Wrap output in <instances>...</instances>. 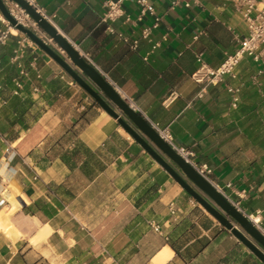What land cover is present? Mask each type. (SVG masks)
Segmentation results:
<instances>
[{"label":"crops","instance_id":"crops-1","mask_svg":"<svg viewBox=\"0 0 264 264\" xmlns=\"http://www.w3.org/2000/svg\"><path fill=\"white\" fill-rule=\"evenodd\" d=\"M36 1L264 234V64L244 58L215 85L193 79L199 54L218 69L247 34L232 1L148 0L155 14L139 20L130 0L107 22L116 0ZM20 36L0 44V264H156L161 253L163 264H264L41 47L17 53ZM39 213L56 227L44 238Z\"/></svg>","mask_w":264,"mask_h":264},{"label":"water","instance_id":"water-1","mask_svg":"<svg viewBox=\"0 0 264 264\" xmlns=\"http://www.w3.org/2000/svg\"><path fill=\"white\" fill-rule=\"evenodd\" d=\"M14 1L19 3L39 27L66 53L69 60L39 39L33 31L20 25L18 30L26 34L57 61L105 111L117 119L123 128L170 173L189 195L264 262V234L250 218L234 207L193 166L180 157L159 136L152 125L122 99L105 77L48 20L25 0ZM0 10L13 26L17 25L3 0H0Z\"/></svg>","mask_w":264,"mask_h":264},{"label":"built area","instance_id":"built-area-1","mask_svg":"<svg viewBox=\"0 0 264 264\" xmlns=\"http://www.w3.org/2000/svg\"><path fill=\"white\" fill-rule=\"evenodd\" d=\"M28 2L41 16L48 20L52 25L53 23L46 15L44 10L38 5L36 0H25ZM126 1L130 0H116L109 1L106 4V13L103 20L107 21H116L125 16V11L123 5ZM132 1V0H131ZM137 3L140 10L139 20L146 14H155V9L153 5L148 0H133ZM202 0H174L173 5H179L184 3L185 7L190 8L193 3H199ZM233 3V6L240 16V18L245 22L247 27V34L238 39L239 46L237 50L229 55L227 59L222 63L218 69L209 68L204 59L203 55L199 54L197 56L198 62L200 63L199 70L193 75V79L196 83H208L215 85L224 76H235L236 68L244 58H251L258 63L264 64V0H230ZM4 4L9 12V14L17 22L16 26H13L6 18L0 13V18L4 19L6 22L7 28L4 31H0V44H5L7 39L11 35H21L18 42L17 53L23 52V50L34 42L20 30L18 26H23L31 31H33L39 39L45 42L47 45L54 48L55 42L39 27L37 22L22 8V6L14 0H5ZM126 22L130 20L125 19ZM160 19L156 18L153 28H157L159 25ZM144 37L149 38L151 35V29H146L144 31ZM135 42V46L137 45ZM20 86V85H19ZM235 102L237 100L235 99ZM130 106V105H129ZM131 107V106H130ZM132 108V107H131ZM133 109V108H132ZM154 130L159 134V136L180 156L182 157L189 165L193 166L196 171L202 175L206 180L211 184L209 179L210 169L207 165L199 166L195 162V153L188 147H179L175 144L174 138L169 129H162L157 124H152ZM213 185V184H212ZM234 207L238 210L239 205L235 203L229 195L223 191L218 186L213 185ZM172 209V214H174ZM249 217V216H248ZM253 222L252 217H249ZM254 223V222H253ZM255 224V223H254Z\"/></svg>","mask_w":264,"mask_h":264},{"label":"bare ground","instance_id":"bare-ground-1","mask_svg":"<svg viewBox=\"0 0 264 264\" xmlns=\"http://www.w3.org/2000/svg\"><path fill=\"white\" fill-rule=\"evenodd\" d=\"M14 33H16L15 30ZM38 217L46 225L44 232L40 236V238H44L46 235L50 234L52 230H54L56 227H51V224L53 222H50L42 213H39ZM166 260H167V255L164 253H161L155 258L156 264H163Z\"/></svg>","mask_w":264,"mask_h":264}]
</instances>
